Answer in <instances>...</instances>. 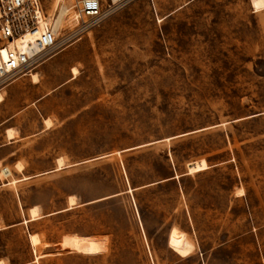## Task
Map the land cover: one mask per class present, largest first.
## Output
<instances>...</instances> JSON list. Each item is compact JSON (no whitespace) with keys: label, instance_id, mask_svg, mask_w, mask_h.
<instances>
[{"label":"rangeland","instance_id":"rangeland-1","mask_svg":"<svg viewBox=\"0 0 264 264\" xmlns=\"http://www.w3.org/2000/svg\"><path fill=\"white\" fill-rule=\"evenodd\" d=\"M74 39L16 125L47 130L0 152V261L264 264V0H130Z\"/></svg>","mask_w":264,"mask_h":264},{"label":"built area","instance_id":"built-area-1","mask_svg":"<svg viewBox=\"0 0 264 264\" xmlns=\"http://www.w3.org/2000/svg\"><path fill=\"white\" fill-rule=\"evenodd\" d=\"M128 1L0 0V93L19 78L32 77L73 38L100 26ZM63 7L66 26L58 28L55 22Z\"/></svg>","mask_w":264,"mask_h":264},{"label":"crops","instance_id":"crops-1","mask_svg":"<svg viewBox=\"0 0 264 264\" xmlns=\"http://www.w3.org/2000/svg\"><path fill=\"white\" fill-rule=\"evenodd\" d=\"M63 52H65V50L56 54L45 63H43L42 71L45 70L43 69V67L50 60L61 55ZM52 90L46 93L43 89L41 80L39 83H35L33 81V77L23 76L8 85L2 91L4 99L3 101H0V152L4 151L9 146H12L13 144L21 141L22 139H25L29 136L31 137L34 135H38L42 131L47 130L44 123V120L46 118L43 119L44 125L42 126L41 130H39V132L35 134L21 136L22 129H20V127H17L16 125L19 126V124L21 123L20 118L26 110L31 109L33 106H35L36 109L39 110L38 105L43 100V98H45V96ZM9 129H12L15 132V136L13 138L8 137ZM5 184H10V182ZM2 185H4V182H2Z\"/></svg>","mask_w":264,"mask_h":264},{"label":"bare ground","instance_id":"bare-ground-1","mask_svg":"<svg viewBox=\"0 0 264 264\" xmlns=\"http://www.w3.org/2000/svg\"><path fill=\"white\" fill-rule=\"evenodd\" d=\"M66 11H67V9L65 7H63L60 10L58 18L56 19V22H55L56 27L64 28V26H65L64 16L66 14ZM73 74L74 75L78 74V71L76 68L73 69ZM33 79H34V82H36V83L39 81L37 75H33ZM2 100H3V97L0 94V101H2ZM45 121H47V123H48L47 127H50L51 121L48 119ZM14 136H15L14 132L11 129H9L8 130V137L13 138ZM191 166L195 169H199L197 162L192 163ZM58 168H61V167L59 166ZM27 178H29V177H24L22 179H27ZM19 180L20 179L13 180L12 183H16ZM69 204H70V206L75 204V196L70 197V203ZM30 211H31V218L29 221H32V220L39 218V207L38 206L32 207L30 209ZM24 222H28V220H25ZM0 229H1V227H0ZM31 240L35 244L40 241L37 234H32ZM59 248L64 250V251H97L99 248V242L95 237H91V236H79L76 234L65 235L62 242L59 245ZM0 264H5V263H4V261L1 260Z\"/></svg>","mask_w":264,"mask_h":264},{"label":"trees","instance_id":"trees-1","mask_svg":"<svg viewBox=\"0 0 264 264\" xmlns=\"http://www.w3.org/2000/svg\"><path fill=\"white\" fill-rule=\"evenodd\" d=\"M184 174H182V175H180L179 177H182ZM175 175L173 174V175H171L170 177H168V178H166V180H164V182L162 181V182H159V183H157V184H162V183H166V182H169V181H173L174 179H169V178H171V177H174ZM21 181H23V180H25V179H20ZM76 206H77V204H75L71 209H70V207L68 208V210H73V209H75L76 208ZM67 210V211H68Z\"/></svg>","mask_w":264,"mask_h":264},{"label":"water","instance_id":"water-1","mask_svg":"<svg viewBox=\"0 0 264 264\" xmlns=\"http://www.w3.org/2000/svg\"><path fill=\"white\" fill-rule=\"evenodd\" d=\"M177 176V174L174 176V177H171V178H169V179H175V178H178V177H176ZM66 210H68V209H66Z\"/></svg>","mask_w":264,"mask_h":264}]
</instances>
